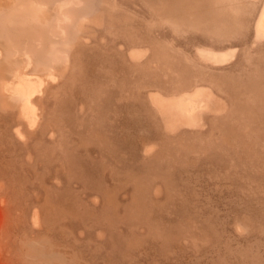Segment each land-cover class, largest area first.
Segmentation results:
<instances>
[{
    "label": "rangeland",
    "instance_id": "374dc122",
    "mask_svg": "<svg viewBox=\"0 0 264 264\" xmlns=\"http://www.w3.org/2000/svg\"><path fill=\"white\" fill-rule=\"evenodd\" d=\"M0 264H264V0H0Z\"/></svg>",
    "mask_w": 264,
    "mask_h": 264
}]
</instances>
